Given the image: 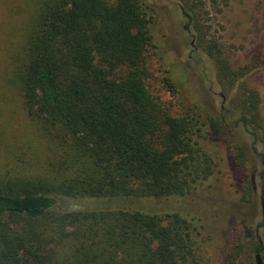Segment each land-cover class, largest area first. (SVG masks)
<instances>
[{
	"label": "trees",
	"instance_id": "trees-1",
	"mask_svg": "<svg viewBox=\"0 0 264 264\" xmlns=\"http://www.w3.org/2000/svg\"><path fill=\"white\" fill-rule=\"evenodd\" d=\"M30 1L12 76L27 114L59 141L43 175L0 174V264H197L201 218L119 200L191 193L213 173L200 131L222 136L231 111V128L250 138L249 146L225 138L246 171L240 201L252 203L259 186L264 202V116L260 93L246 78L249 66L235 67L203 29V0H180L184 26L214 64L226 106L219 115L197 105L175 115L144 83L152 41L143 0ZM165 83L174 92L171 78ZM256 162L260 172L247 171ZM58 197L96 204L60 209ZM251 231L243 225L238 243L250 241L264 258Z\"/></svg>",
	"mask_w": 264,
	"mask_h": 264
},
{
	"label": "rangeland",
	"instance_id": "rangeland-1",
	"mask_svg": "<svg viewBox=\"0 0 264 264\" xmlns=\"http://www.w3.org/2000/svg\"><path fill=\"white\" fill-rule=\"evenodd\" d=\"M30 0H0V174L16 177L43 175L48 153L58 143L55 134L40 119L27 114L14 81L12 56L22 41L31 13ZM151 19V44L146 50L148 92L172 114L189 105L199 111L219 115L226 106L221 98L215 67L184 24L186 17L180 0H143ZM201 24L208 36L217 39L231 56L235 67L249 66L248 81L260 93L264 116V0H203ZM171 78L173 90L165 83ZM235 115L227 111L222 136L203 128L197 138L202 150L212 158L213 173L185 196L162 199L123 198L119 203L147 212L183 211L201 218L202 236L198 239L197 264H255L248 242L238 243L240 228L252 229L254 240L264 244L262 230L256 225L264 218V202L259 186L252 203L240 201L244 191L245 170L229 150L228 142L250 138L241 129L231 128ZM228 140V141H229ZM247 171L261 166L248 163ZM264 190V185H263ZM93 199L58 197L60 209L94 206ZM238 243V244H237ZM264 264L263 255L260 253Z\"/></svg>",
	"mask_w": 264,
	"mask_h": 264
},
{
	"label": "water",
	"instance_id": "water-1",
	"mask_svg": "<svg viewBox=\"0 0 264 264\" xmlns=\"http://www.w3.org/2000/svg\"><path fill=\"white\" fill-rule=\"evenodd\" d=\"M254 260H255V264H263L261 256L259 253H255Z\"/></svg>",
	"mask_w": 264,
	"mask_h": 264
}]
</instances>
